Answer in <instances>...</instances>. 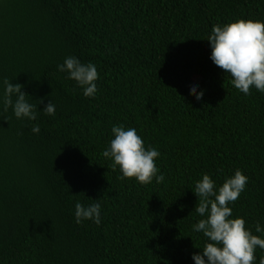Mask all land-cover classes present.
Listing matches in <instances>:
<instances>
[{"label":"trees","instance_id":"obj_1","mask_svg":"<svg viewBox=\"0 0 264 264\" xmlns=\"http://www.w3.org/2000/svg\"><path fill=\"white\" fill-rule=\"evenodd\" d=\"M240 19L264 21V0H0V84L56 105L35 122L0 107V264H194L195 182L238 169L249 183L231 218L259 235L264 93H239L206 41ZM68 56L97 66L95 99L58 72ZM114 124L158 148L164 183L117 178L102 156ZM100 199L103 223L76 224L75 203Z\"/></svg>","mask_w":264,"mask_h":264},{"label":"clouds","instance_id":"obj_2","mask_svg":"<svg viewBox=\"0 0 264 264\" xmlns=\"http://www.w3.org/2000/svg\"><path fill=\"white\" fill-rule=\"evenodd\" d=\"M206 41L211 47L210 59L231 77L230 82L239 93L250 95L253 88L264 93V21L240 19L216 24ZM57 69L66 79L75 82L84 97L95 99L99 91V73L94 63L68 56ZM0 87L3 88L0 107L5 113L11 109L17 120L35 122L39 113L55 117L56 105L50 100L41 111L39 105H43L44 100H38V107L30 102L31 95L24 91V85L5 78ZM189 91L197 101H203L205 90H200L199 84L193 83ZM31 132L40 134L39 123L34 124ZM111 133L113 138L102 156L111 162L112 171L119 173V180H135L143 186L164 183L166 177L157 166L161 156L158 148L146 146L135 127L114 124ZM248 183L249 178L239 169L225 177L222 186L208 174L195 182L192 191L198 197V204L194 212L201 219L192 225V231L202 234L205 244L202 251L192 255L194 264H264V257L256 255L258 248L264 250V225L257 221L254 227L259 235H254L252 229L246 227L244 218H231L230 205L246 191ZM101 200L90 204L77 201L75 223L82 225L91 221L100 226L103 223Z\"/></svg>","mask_w":264,"mask_h":264}]
</instances>
